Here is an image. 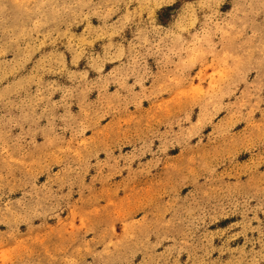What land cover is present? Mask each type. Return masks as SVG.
<instances>
[{"label":"rangeland","instance_id":"rangeland-1","mask_svg":"<svg viewBox=\"0 0 264 264\" xmlns=\"http://www.w3.org/2000/svg\"><path fill=\"white\" fill-rule=\"evenodd\" d=\"M0 264H264V0H0Z\"/></svg>","mask_w":264,"mask_h":264}]
</instances>
